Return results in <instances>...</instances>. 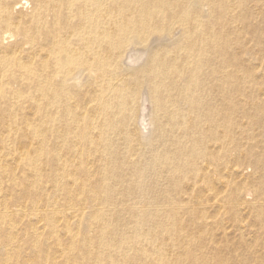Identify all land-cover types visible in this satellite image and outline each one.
Here are the masks:
<instances>
[{"label":"bare ground","instance_id":"bare-ground-1","mask_svg":"<svg viewBox=\"0 0 264 264\" xmlns=\"http://www.w3.org/2000/svg\"><path fill=\"white\" fill-rule=\"evenodd\" d=\"M249 168L264 0H0V264H264Z\"/></svg>","mask_w":264,"mask_h":264},{"label":"rangeland","instance_id":"rangeland-1","mask_svg":"<svg viewBox=\"0 0 264 264\" xmlns=\"http://www.w3.org/2000/svg\"><path fill=\"white\" fill-rule=\"evenodd\" d=\"M148 109H149V107H148ZM20 145L21 144H18L14 140V142L11 145V147L14 150H16V151H19V150H21V147L25 146V145H21V146ZM20 163H21V161L20 160L17 161L15 156L14 157L11 156V157H9V159L6 160V162L4 164L7 166V168H13V167H18L20 165ZM25 164H26V162L23 163V166ZM243 164H244V162H243ZM23 166H22V168L20 166V169L15 172L14 176H12V178L18 182V186L17 187H13L11 185H8V183L3 185L4 186L3 190H4V193H6V195H8V196L22 195L26 190L33 191L35 189V187H34V185L32 183L33 182V177H30L27 174L28 173L27 169H29L30 167L23 168ZM245 176L246 177L250 176L251 181L254 184H258L259 181H261V179H263L262 182H264L263 175H261V173L260 174L259 173L256 174V171H254V170H252L250 168L247 171ZM208 212L211 213V214L214 213L213 211H210V210ZM187 230H191L193 232L194 236L207 237L208 239H215L216 238V234H217V231H216L215 228L210 229V230H208V229L204 230V229L197 228L195 226L194 227L191 226ZM198 231H200V232H198Z\"/></svg>","mask_w":264,"mask_h":264}]
</instances>
